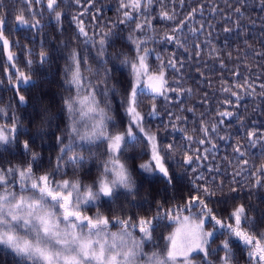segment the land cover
Wrapping results in <instances>:
<instances>
[{
    "label": "snow or ice",
    "instance_id": "1",
    "mask_svg": "<svg viewBox=\"0 0 264 264\" xmlns=\"http://www.w3.org/2000/svg\"><path fill=\"white\" fill-rule=\"evenodd\" d=\"M62 2L63 0H27L25 8L28 9L32 22L29 23L23 11L15 16V20L42 31L43 25L35 17L43 18L44 13L48 12L59 27L65 16L61 10ZM73 2L80 9L72 16L75 34L82 38L80 42L86 47L97 49L96 58L104 65V76L99 82L88 79L81 71V64L84 71H92L85 55L78 54L75 50L69 53L70 63L65 69L64 83L67 85V91L72 94L62 97V111L66 113V119L62 135L53 133L59 154L54 158L49 157L50 161L54 160L52 169L38 173L36 164L42 159V155L33 150L27 139L23 140L21 145L29 157V162L23 165L8 162L0 166V245L7 246L24 264H136L140 259L148 264H239L240 254L243 255L245 264H264V229L257 226L256 221L248 216L245 206H235L226 216L216 214L214 209L209 207L211 198L217 192L224 191L223 182H216L215 177L212 178L214 188L208 187L206 183L194 184V191L184 198L182 204L165 208V202H160L155 209V215L151 217L133 215L114 216L110 219L100 211H96L95 215L87 214L90 209L102 208L105 199L115 202L117 189L123 188L129 194L134 193L137 180L127 163L122 160L127 152L129 139L142 140L145 145L144 155L149 157L146 162L137 165V170L146 175L158 173L165 183L170 185L173 177L166 166V157L170 159L180 150L183 152V162L188 165L207 159L212 154V148L217 147L212 144L211 133L215 132L219 139H231L230 136H219V131L222 130L220 126L226 123L223 118H231L238 113L230 110L219 111L217 115L220 119L210 127L201 121L197 128L191 129L193 134L190 135L189 129L172 123L173 118L180 122L186 118L168 112L170 127L162 126L169 133L180 132L184 145L173 141L163 143L159 133L146 129L145 126L148 117H160L155 101L162 99L167 104L174 101V96L191 93V89H185L181 93L177 88L171 87L166 72L171 69L174 74L179 73L183 61L177 62L172 56L165 61L163 55L158 54L156 48H150L149 44H172L174 47L184 48L185 42L181 41L176 33L183 31L187 21H180L171 29V33L165 32L162 38L158 39L156 35H147L148 31H154L150 15L153 4L160 6L157 17L159 20L175 21V13L169 14L165 11L162 0H119V11L122 13L119 23L134 24V31L141 32L143 38L132 35L128 37L135 53L134 57L130 58L127 53L122 52L117 55L109 53L108 59H103L107 52V41L112 33L101 29L98 37L95 32L89 35L83 20L86 14L90 19H95L92 9L96 6V0ZM180 3L183 4L184 0H180ZM260 3L264 6V0H260ZM3 9L4 5L0 3V55L4 56L5 63L11 69L15 68L14 62L18 58L10 50L11 47H21L29 54L31 50L20 45L18 41H10L7 38L8 13ZM198 11L202 13V8L191 9L188 18H194ZM234 11L240 13L241 9L235 8ZM140 18L142 22H138ZM200 27L203 28V25ZM197 31L199 29H189L193 34ZM213 53L219 56L214 48L209 55ZM196 55H199L198 45ZM39 56L43 61L47 58V53L41 52ZM119 57H123L119 62L127 67L128 77L126 83L123 80L111 83L115 69L107 68V64ZM152 58L156 62L154 67L149 64ZM26 63L31 64L32 61L26 60ZM5 71L7 72V69ZM13 77L17 82L30 79L18 68L14 73L7 75L10 84ZM171 83L176 84L178 81L173 80ZM252 87L247 80L243 84L222 86L220 90L228 94L223 103L236 107L230 97H235L238 102L242 95L237 90L245 89L247 94H254V91H248ZM142 88L150 94L152 100L146 113L140 110L144 105V100L141 99ZM260 89V95L264 96V84L260 85ZM97 94L101 96L104 107H100L101 102L97 100ZM18 99L24 102L26 98L19 95ZM118 108L123 117L119 121L116 119ZM4 114L5 109L0 108V117ZM89 114H94L91 116L93 123L89 130L82 131L83 125L78 123L76 118ZM124 117H127L126 121ZM8 119L16 118L11 116ZM121 125L122 130H117ZM15 131V125L11 128L0 126V141L11 142L10 136H6L5 132L11 134ZM196 132L202 133V136L195 135ZM244 139L253 144L257 140H264V133L248 131ZM77 141L87 144L103 142L106 145L107 159L100 165V175L91 183H83L79 178H64L67 177L66 168L69 164L75 177L80 170L78 166L89 159L81 152L74 151L75 147L80 146ZM193 142L200 145L212 144V148H203L204 154L200 155V148L190 147ZM185 148L197 155H189L184 151ZM242 148L243 145L239 142L233 148L237 164L242 161V166L234 172V176L248 171L251 177V173L255 172L253 184L264 187V163L257 166L252 162L249 168L250 162L244 159L247 153L242 151ZM69 152L72 154L69 155ZM210 170L220 171L219 168ZM197 179L206 181L202 173ZM229 191L235 192L237 189L230 188ZM27 192L31 195H24ZM161 220H168L176 226L174 232L163 237L166 252L163 258L157 253L149 256L143 251L146 242H154L152 233ZM110 225L118 226L120 231H110ZM134 233H139L140 238L136 239ZM235 240L241 244L239 254L233 245Z\"/></svg>",
    "mask_w": 264,
    "mask_h": 264
},
{
    "label": "trees",
    "instance_id": "2",
    "mask_svg": "<svg viewBox=\"0 0 264 264\" xmlns=\"http://www.w3.org/2000/svg\"><path fill=\"white\" fill-rule=\"evenodd\" d=\"M0 3L4 5L3 10L8 13L7 38L10 41H18L20 45L31 50L29 54L21 47H11L10 50L18 57L14 62L15 68L11 69L5 63L4 56L0 55V108L5 109V114L0 117V126L11 128L15 125L16 127L14 133L5 132L6 136H10L11 142L0 141V166L8 162L13 165L28 163L29 157L21 145V142L27 139L33 150L42 155V159L36 164L38 173L51 170L54 160L50 161L49 157L54 158L59 154L53 133L62 135L66 119V113L62 111V97L72 94L67 91V85L64 83L65 69L70 63L69 53L75 50L78 54L85 55L92 71H84L83 64L81 71L93 82H99L104 76V65L96 58L97 49L86 47L80 42L82 38H78L75 34L72 16L80 9L74 5L73 0H63L61 3V10L65 16L59 27L48 12L44 13L43 18L35 17L43 25L42 31L22 25L15 20V16L23 11L29 23L32 22L28 9L25 8L27 0H0ZM162 3L165 11L169 14L175 13V21L159 20L157 17L161 9L154 3L150 11L154 31H148L147 35H156L160 39L165 32L171 33V29L180 21L186 20L187 25L183 31L176 33L181 41L185 42V46L177 48L172 44L157 43L149 44V47L156 48L157 53L163 55L165 61L170 56L177 62L183 61L179 73L174 74L168 69L166 74L171 87L177 88L181 93L185 89H191V93L174 96V101L167 104L162 99H157L155 103L160 111V117H148L145 121L146 129L159 133L163 143L173 141L183 146L184 138L180 132L169 133L162 126L169 125L168 112L186 118L183 122L173 118L172 123L189 129L188 134L191 135L193 134L191 129L197 128L201 121L210 127L220 119L217 115L219 111L230 110L238 115L223 118L226 123L220 126L222 130L219 131V136H230L231 139H219L213 132L212 144L217 147L212 148V144L191 143V148L201 149L200 155L204 154L203 148H212V154L207 159L197 160L191 165L183 162L184 156L180 150H177L170 159L166 157V166L173 177L170 185L165 183L158 173L146 175L137 170V165L146 162L149 157L144 155L145 145L142 140L129 139L127 152L122 160L127 163L137 180L134 193L129 194L123 188L117 189L115 202L105 199L102 208L90 209L87 214L95 215L96 211H100L110 219L114 216L133 215L151 217L155 215V209L160 202H165V208L182 204L184 198L194 191V184L206 183L208 187L214 188L212 178L215 177L216 182H223L224 191L217 192L211 198L209 207L213 208L216 214L226 216L235 206L243 204L248 216L256 221L257 226L264 229V187L253 184L255 172L251 173V177L248 171L240 176H234V172L242 166V161L238 165L233 153V148L239 142L243 145L242 151L247 153L244 159L250 162L249 168L252 162L257 166L264 163V140L250 144L244 139L248 131L264 133V96L260 95V85L264 84V6L261 5L260 0H184L183 4L180 0H162ZM193 8H202V13L198 11L194 14V18L189 19L188 14ZM235 8H240L241 12H235ZM92 12L95 19H90L87 14L83 17L89 35L95 32L98 37L101 29L112 33L107 41V52L103 59H108L109 53L117 55L122 52L127 53L130 58L134 57L135 53L128 37L132 35L143 38V34L134 31V24L119 23L122 18L119 0H96ZM138 22H142V18ZM201 25L203 28L200 27ZM190 28L199 31L193 34L189 32ZM225 29L230 30L225 31ZM197 45L199 55H196ZM213 48L219 53L218 57L216 53L209 55ZM41 52L47 53V58L43 61L39 56ZM120 59L123 57L110 60L107 64V68L115 69L111 83L122 80L126 83L128 69L120 64ZM26 60H31L32 63L27 64ZM155 63L154 58L149 60V64L153 67ZM17 68L30 79L17 82L13 77V82L10 84L7 75L14 73ZM173 80L178 83L172 84ZM245 80L252 84V89L248 91H254V94H247L245 89H239L237 91L241 93L242 98L238 102L235 97H230L236 107L223 103L228 94L221 91V87L236 83L243 84ZM141 93L144 105L140 110L146 113L147 106L152 100L145 89L142 88ZM19 95L25 96L24 102L19 101ZM170 95L174 94L170 93ZM96 98L101 102L100 107H104L101 96L97 94ZM92 115L94 114L76 118L77 122L83 125L82 131L89 130V126L93 123ZM11 116H15L16 119L9 120L8 117ZM116 119L117 121L123 119L119 108ZM124 120L126 121L127 117H124ZM109 127H112L111 124ZM122 127L121 125L117 130H122ZM195 135L202 136V133L196 132ZM77 144L80 146L75 147L74 151L81 152L89 159L78 166L80 170L75 177L69 164L66 168L67 177L64 178L70 180L79 178L83 183H91L100 175V165L107 159L106 145L103 142L87 144L80 141H77ZM184 151L189 155H197L188 148ZM71 154L72 152H69V155ZM212 168H219L220 171H211ZM201 173L206 181L197 179ZM230 188H235L237 191L230 192ZM24 195L30 196L31 193L27 192ZM123 209L126 211H122ZM183 214L187 215V213ZM158 223L159 226L152 233L154 242H146L143 251L149 256L157 253L163 258L166 255L163 237L174 232L176 226L168 220H161ZM109 230L120 231L118 226L112 225ZM133 235L136 239L140 238L139 233ZM233 245L239 254L240 241H233ZM0 264H24V262L7 246L0 245ZM136 264H148V262L140 259ZM239 264H245L242 254L239 255Z\"/></svg>",
    "mask_w": 264,
    "mask_h": 264
}]
</instances>
